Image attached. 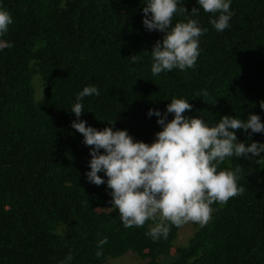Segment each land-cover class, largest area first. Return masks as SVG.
Listing matches in <instances>:
<instances>
[{
    "label": "trees",
    "instance_id": "1",
    "mask_svg": "<svg viewBox=\"0 0 264 264\" xmlns=\"http://www.w3.org/2000/svg\"><path fill=\"white\" fill-rule=\"evenodd\" d=\"M147 2L0 0L13 20L0 36L11 45L0 49V264H102L123 255L137 264H264V152L219 164L217 171L242 169L237 185L245 191L213 203L205 226L189 222L193 233L184 243V225L157 241L146 235L151 220L125 228L111 208L107 176L98 173L101 185L87 178L91 146L73 121L127 130L151 144L162 125L149 110L164 114L173 98H183L192 105L184 115L209 127L224 115L257 114L264 123V0H230L223 32L210 22L218 13L178 0L188 12L174 14L172 26L192 19L206 29L199 56L194 68L155 76L151 50L164 33L145 27ZM86 86L99 95L79 101L77 117L71 108ZM236 135L246 145L264 144V132Z\"/></svg>",
    "mask_w": 264,
    "mask_h": 264
},
{
    "label": "clouds",
    "instance_id": "2",
    "mask_svg": "<svg viewBox=\"0 0 264 264\" xmlns=\"http://www.w3.org/2000/svg\"><path fill=\"white\" fill-rule=\"evenodd\" d=\"M197 2L204 12L219 14L210 21L216 31L229 28L233 15L230 0ZM178 11L188 12L185 7L178 8V0H148L143 9L145 27L164 33L162 41L157 40L151 50L154 76L174 68L186 70L196 65L198 38L206 29L192 19L177 22L173 27V16ZM198 12L196 7L191 10L193 15ZM148 13H151L150 19ZM12 22L11 15L0 9V36L8 31ZM5 47L11 45L0 41V49ZM93 94L99 95L96 87H84L77 94L71 112L80 117L84 109L79 101ZM260 107L264 109V101L260 102ZM191 108L189 101L173 98L164 114L150 109L148 115L155 114L157 123L162 125L151 144L134 141L127 130H113V127L97 130L86 126L83 120L72 122V127L83 135L84 143L91 146L90 171L86 174L89 182L105 183L98 175L103 172L107 176V186L112 190L111 208L118 210L125 228L142 227L151 220L155 225L146 235L153 241L161 237L167 239L170 226L179 228L189 222L205 226L211 219L213 203L226 204L230 198L245 191L237 185V174L242 169L217 171L219 164L233 156L247 159L249 153L259 156L264 152V144L251 142L246 145L238 141L236 135L241 129L264 132V123L257 114H249L247 120L224 115L218 124L209 127L201 118L184 115ZM168 113H173L174 118L166 122ZM106 242L104 238L100 245ZM101 255L99 251L96 253L97 257ZM67 259H72L70 254Z\"/></svg>",
    "mask_w": 264,
    "mask_h": 264
},
{
    "label": "rangeland",
    "instance_id": "3",
    "mask_svg": "<svg viewBox=\"0 0 264 264\" xmlns=\"http://www.w3.org/2000/svg\"><path fill=\"white\" fill-rule=\"evenodd\" d=\"M35 85H37V83H35ZM36 98L39 99L40 96L36 95ZM193 228L194 227L190 223L182 227V231L179 234V243H184L190 237V235L193 233ZM102 264H137V262H134L133 260H130V258H128L126 255H123L115 258H110Z\"/></svg>",
    "mask_w": 264,
    "mask_h": 264
}]
</instances>
